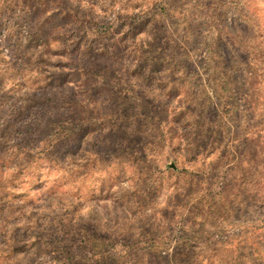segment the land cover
<instances>
[{
	"label": "rangeland",
	"instance_id": "374dc122",
	"mask_svg": "<svg viewBox=\"0 0 264 264\" xmlns=\"http://www.w3.org/2000/svg\"><path fill=\"white\" fill-rule=\"evenodd\" d=\"M0 264H264V0H0Z\"/></svg>",
	"mask_w": 264,
	"mask_h": 264
}]
</instances>
